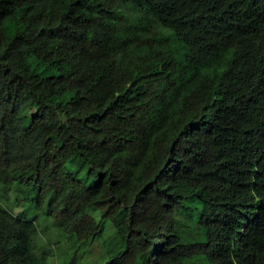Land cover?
Returning <instances> with one entry per match:
<instances>
[{
  "label": "trees",
  "instance_id": "trees-1",
  "mask_svg": "<svg viewBox=\"0 0 264 264\" xmlns=\"http://www.w3.org/2000/svg\"><path fill=\"white\" fill-rule=\"evenodd\" d=\"M26 203L102 264H264V0H0V264H50Z\"/></svg>",
  "mask_w": 264,
  "mask_h": 264
},
{
  "label": "rangeland",
  "instance_id": "rangeland-1",
  "mask_svg": "<svg viewBox=\"0 0 264 264\" xmlns=\"http://www.w3.org/2000/svg\"><path fill=\"white\" fill-rule=\"evenodd\" d=\"M70 167L80 173L86 172L80 158L70 163ZM15 185L10 192L11 200L1 202V205L11 209L14 214H19L21 208L14 203L18 193ZM29 209V216H35L39 224V233L36 237L37 244L51 250L50 264H102L108 257V251L116 247L113 233L114 229L110 221H104V234L95 241L88 243L79 242L74 237L62 233L53 219L43 211H36L31 203H26L23 209ZM100 219V218H99Z\"/></svg>",
  "mask_w": 264,
  "mask_h": 264
}]
</instances>
